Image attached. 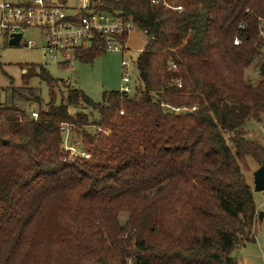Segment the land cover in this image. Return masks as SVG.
<instances>
[{
	"label": "trees",
	"instance_id": "obj_1",
	"mask_svg": "<svg viewBox=\"0 0 264 264\" xmlns=\"http://www.w3.org/2000/svg\"><path fill=\"white\" fill-rule=\"evenodd\" d=\"M167 4L99 7L145 35L133 96L103 92L95 104L38 65L26 66L20 88L10 81L4 90L0 264H237L233 252L255 242L262 214L245 173L250 163L264 169V145L243 129L264 120V0ZM104 53L76 57L92 63ZM255 61L262 78L253 86L245 71ZM33 78L48 90L44 110ZM81 104L93 120L69 114ZM62 126L88 159H68Z\"/></svg>",
	"mask_w": 264,
	"mask_h": 264
},
{
	"label": "rangeland",
	"instance_id": "obj_2",
	"mask_svg": "<svg viewBox=\"0 0 264 264\" xmlns=\"http://www.w3.org/2000/svg\"><path fill=\"white\" fill-rule=\"evenodd\" d=\"M1 1V0H0ZM15 4H21L31 0H4ZM108 1V0H105ZM71 4L76 0H70ZM261 36L264 38V27L261 29ZM23 41L31 40L37 42V32H26L23 34ZM125 42L126 51L120 52H105L101 56L96 57L92 63H85L79 60H74L69 65L61 66L54 63L42 54L39 50V44L35 45L33 49H26L22 45L16 47L4 46L1 40L0 34V106L5 103L4 90L10 86V81L13 82V87H21V76L27 69L26 66L38 65L43 66L45 70L56 80L66 82L69 89L78 90L84 93L93 103L97 104L101 102L103 92L120 91L122 88V76L124 74L121 68V61L125 60L134 63L144 49L146 44L145 35L134 28L129 34ZM129 76V87L133 89L130 96H133L138 87V74L135 67L132 65L126 72ZM262 76L259 74L258 63L255 61L245 71V82L256 85ZM28 86L38 90L40 98L42 99L41 109H45L49 100L48 90L44 83H41L38 79H30ZM53 93L57 102L60 99L61 94H65L64 87L59 86L58 89H54ZM38 106L33 105L30 108L27 107L28 112L37 113ZM69 114L74 116L77 113L87 114L89 121L93 120L96 115L91 109L85 105L79 107H69ZM89 131L94 129L89 128ZM248 134V139L258 138L261 144L264 145V120L262 121H250L244 129ZM68 142L71 143L67 146L73 145L75 150H81L78 142V137L74 133H70L68 136ZM258 168L252 163L248 166V171L245 173V178L248 185L252 189L253 201L258 212L262 214L261 221L258 223L255 233V242L246 243L243 247L238 248L232 254L233 258L237 261V264H264L262 259V250L264 247V192H256L253 185V174ZM125 215H121L120 220L124 221Z\"/></svg>",
	"mask_w": 264,
	"mask_h": 264
},
{
	"label": "built area",
	"instance_id": "obj_3",
	"mask_svg": "<svg viewBox=\"0 0 264 264\" xmlns=\"http://www.w3.org/2000/svg\"><path fill=\"white\" fill-rule=\"evenodd\" d=\"M105 0H76L77 5L70 0H31L21 4L0 1V34L4 45L15 36L20 35L18 43L26 49H33L39 44V50L48 60L61 66L69 65L77 60L76 53L81 50L101 49L104 52L123 53L127 49L122 37L129 34L135 26L111 13L100 11L99 7ZM168 0H150L153 5L169 8ZM180 12V8H174ZM26 32H37V42L23 41ZM239 42L235 40L234 44ZM134 63L122 60V88L120 93L130 95L133 89L129 87V76L126 73ZM175 71V65H170ZM177 86L180 87L179 82ZM162 107L173 114L192 112L195 107L175 108L167 105ZM31 119H37V113H31ZM63 150L70 161L88 159L89 156L81 150H75L68 145L71 131L68 126H62ZM71 144V143H69Z\"/></svg>",
	"mask_w": 264,
	"mask_h": 264
},
{
	"label": "water",
	"instance_id": "obj_4",
	"mask_svg": "<svg viewBox=\"0 0 264 264\" xmlns=\"http://www.w3.org/2000/svg\"><path fill=\"white\" fill-rule=\"evenodd\" d=\"M20 40V35H15L9 42L8 46L10 47H16L18 46ZM190 114V112L185 113ZM258 122L261 121L260 119L257 120ZM253 185H254V190L256 192H264V169L259 168L257 169L254 174H253Z\"/></svg>",
	"mask_w": 264,
	"mask_h": 264
},
{
	"label": "crops",
	"instance_id": "obj_5",
	"mask_svg": "<svg viewBox=\"0 0 264 264\" xmlns=\"http://www.w3.org/2000/svg\"><path fill=\"white\" fill-rule=\"evenodd\" d=\"M1 40H2V38H1ZM2 43H3V42H2ZM4 46H6V45H4ZM23 72H26V71L23 70Z\"/></svg>",
	"mask_w": 264,
	"mask_h": 264
}]
</instances>
